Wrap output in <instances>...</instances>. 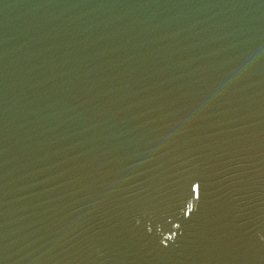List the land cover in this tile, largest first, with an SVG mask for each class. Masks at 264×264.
I'll return each instance as SVG.
<instances>
[{"label": "water", "instance_id": "obj_1", "mask_svg": "<svg viewBox=\"0 0 264 264\" xmlns=\"http://www.w3.org/2000/svg\"><path fill=\"white\" fill-rule=\"evenodd\" d=\"M0 264H264V0H0Z\"/></svg>", "mask_w": 264, "mask_h": 264}]
</instances>
